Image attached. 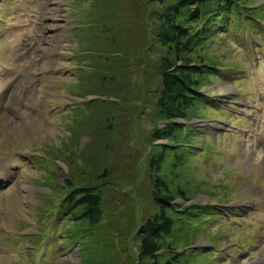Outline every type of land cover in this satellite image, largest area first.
I'll list each match as a JSON object with an SVG mask.
<instances>
[{
	"label": "rangeland",
	"instance_id": "rangeland-1",
	"mask_svg": "<svg viewBox=\"0 0 264 264\" xmlns=\"http://www.w3.org/2000/svg\"><path fill=\"white\" fill-rule=\"evenodd\" d=\"M163 3L0 0V264H142L135 231L156 210L148 159L167 142L159 175L185 197L169 202L180 223L162 260L264 261V0L231 5L189 53L205 60L204 96L168 140L152 137L169 121L155 106ZM203 19L187 20L192 33ZM84 184L102 198L92 227L60 207Z\"/></svg>",
	"mask_w": 264,
	"mask_h": 264
},
{
	"label": "trees",
	"instance_id": "trees-1",
	"mask_svg": "<svg viewBox=\"0 0 264 264\" xmlns=\"http://www.w3.org/2000/svg\"><path fill=\"white\" fill-rule=\"evenodd\" d=\"M246 0H168L159 8L155 17L154 41L159 45L163 54L159 56L158 73L160 77L159 89L156 94L155 106L160 115L168 118L165 127L155 128L152 137L155 139H169L174 130L178 128L175 119H186L188 109L196 99L201 96L196 95L200 87V82L195 75H203L205 60L202 58L201 64L191 63L189 53L195 46L200 44L210 33V27L215 25L219 20L225 19L231 5L237 6ZM226 13V14H225ZM204 16L203 26L196 33L191 32L188 19L197 20ZM218 17V18H217ZM148 159L149 164V181L151 183V195L156 210L149 213L141 219L135 231V237L138 241L137 253L135 260L138 263L146 264H176L177 255L175 252L171 258L162 260L160 251L176 242L171 239L176 232L180 222L176 221L169 202L176 196L185 194L178 186L172 187L169 182L159 175L167 162L165 153L169 149V143H162L155 146ZM178 161L173 163L176 168ZM71 182L67 181V184ZM65 198L60 202V207L71 210L72 221L84 220L87 226H95L102 220L103 212L101 207L102 198L92 185H82L75 187L68 186ZM76 208L79 212L76 213ZM195 206L190 207L192 212L186 211L184 214L189 215V222L198 220L202 215V208ZM181 227V226H180ZM173 241V242H172ZM174 246V245H173ZM175 249V248H173ZM174 251V250H173ZM193 252L191 254H195ZM190 254V253H189ZM190 254V256H192ZM203 253H199L200 255ZM201 255V256H202ZM183 256V255H182ZM195 256V255H193ZM106 256H104L105 259ZM181 258V257H180ZM192 258V257H191ZM102 258V261H104ZM108 259V258H107ZM195 263H199V258H195ZM187 263L184 261L183 264ZM194 263V264H195ZM201 263V262H200Z\"/></svg>",
	"mask_w": 264,
	"mask_h": 264
},
{
	"label": "bare ground",
	"instance_id": "bare-ground-1",
	"mask_svg": "<svg viewBox=\"0 0 264 264\" xmlns=\"http://www.w3.org/2000/svg\"><path fill=\"white\" fill-rule=\"evenodd\" d=\"M51 28H54V29H56V28H58V25L57 24H52V26H51ZM62 66V65H61ZM9 123H10V125L12 124V123H15V122H10L9 121ZM19 123V122H18ZM12 126V125H11ZM15 126V125H14ZM35 126V125H34ZM14 128V127H13ZM16 130H17V128H15ZM39 129V128H38ZM41 129V128H40ZM42 130V129H41ZM19 131V130H18ZM1 141V140H0ZM4 141V140H3ZM3 141H1V142H3ZM4 214V213H3ZM257 264H264V261H262V260H260V261H258V263Z\"/></svg>",
	"mask_w": 264,
	"mask_h": 264
}]
</instances>
